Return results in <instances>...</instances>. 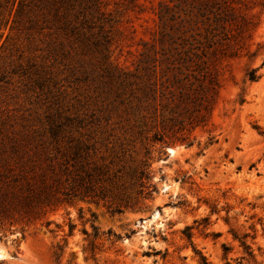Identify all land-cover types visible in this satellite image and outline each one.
I'll use <instances>...</instances> for the list:
<instances>
[{"label": "rangeland", "instance_id": "374dc122", "mask_svg": "<svg viewBox=\"0 0 264 264\" xmlns=\"http://www.w3.org/2000/svg\"><path fill=\"white\" fill-rule=\"evenodd\" d=\"M261 1L198 0L199 18L201 3L231 4L251 26L229 25L214 60L221 88L191 124L183 104L167 109L123 79L162 46L156 12L196 0H0V264H264ZM34 163L56 196L36 217L8 194L10 167ZM83 165L100 167L104 198L75 196Z\"/></svg>", "mask_w": 264, "mask_h": 264}, {"label": "trees", "instance_id": "16d2710c", "mask_svg": "<svg viewBox=\"0 0 264 264\" xmlns=\"http://www.w3.org/2000/svg\"><path fill=\"white\" fill-rule=\"evenodd\" d=\"M259 4L264 7V0ZM192 6L194 7L184 9L183 14H173L171 17L167 16L169 3H165L166 11L162 9L156 12L162 26L159 37L162 46L158 49L155 42L147 46L141 53L143 57L136 64L135 72L127 74L123 82L129 85L136 83L138 90L143 92L147 100L161 97L162 105L167 109L172 104L178 106L183 104L184 108L191 112L189 119L190 123L194 124L197 121H205L204 110L208 109L210 101L221 88L220 74L214 60L223 57L222 46L233 36L229 25H234L238 30L250 29L251 25L248 20L241 23L237 19L236 7L231 4H227V9L220 6L214 12H209L201 3L199 10L203 18H199L196 11L198 0L196 5ZM256 78L255 71L252 70L250 79ZM160 117L161 123L166 121L163 113ZM167 120L178 125L183 123V120L174 114L168 116ZM59 133L57 128L50 130L53 139H56ZM160 138L159 140L162 139ZM43 145L41 144L42 147ZM80 148L81 146H78L74 151L75 159L80 157ZM29 159L34 161L33 156ZM42 163L40 169L44 170ZM36 165L33 164L31 174H25L21 168L16 170V167L11 166L8 187L10 206L18 207L19 211L33 217L46 213L47 206L52 203V198L55 196L51 191V185L47 184L48 178L37 179L39 174H34ZM51 166L54 167V165ZM84 167L85 165L82 166V174L77 179L79 192L75 196L104 198L106 195L103 192H95L92 184L100 167L96 165L90 168ZM145 169L141 171L143 178L147 177ZM100 174L102 173L98 172V175ZM57 180L60 181L61 178ZM70 194V192L66 193V195ZM118 210L120 211V208ZM187 235L190 237V234ZM234 237L240 239L246 253L252 257L253 249L246 240L247 235L238 237L235 234ZM225 250H228V246H225ZM202 263L209 264L204 256H202Z\"/></svg>", "mask_w": 264, "mask_h": 264}, {"label": "water", "instance_id": "95a60500", "mask_svg": "<svg viewBox=\"0 0 264 264\" xmlns=\"http://www.w3.org/2000/svg\"><path fill=\"white\" fill-rule=\"evenodd\" d=\"M167 151H168V153L170 154V153H172V151H171V149L170 148H168L167 149Z\"/></svg>", "mask_w": 264, "mask_h": 264}, {"label": "bare ground", "instance_id": "6f19581e", "mask_svg": "<svg viewBox=\"0 0 264 264\" xmlns=\"http://www.w3.org/2000/svg\"><path fill=\"white\" fill-rule=\"evenodd\" d=\"M171 151H172V149H171Z\"/></svg>", "mask_w": 264, "mask_h": 264}]
</instances>
